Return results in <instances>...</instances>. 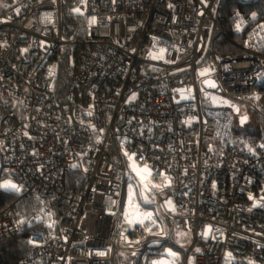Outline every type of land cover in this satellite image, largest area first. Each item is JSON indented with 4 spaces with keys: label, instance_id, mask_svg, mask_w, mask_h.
I'll use <instances>...</instances> for the list:
<instances>
[{
    "label": "built area",
    "instance_id": "1",
    "mask_svg": "<svg viewBox=\"0 0 264 264\" xmlns=\"http://www.w3.org/2000/svg\"><path fill=\"white\" fill-rule=\"evenodd\" d=\"M220 1L79 0L84 32L70 40L62 0L0 14V179L40 204L30 217L16 204L0 211V241L48 229L30 234L21 264H132L163 246L183 264H264V126L238 145L212 121L243 104L264 120V28L241 56L218 53ZM73 173L78 188L59 218ZM130 192L152 197L151 218L128 219ZM178 231L190 233L188 247Z\"/></svg>",
    "mask_w": 264,
    "mask_h": 264
},
{
    "label": "trees",
    "instance_id": "2",
    "mask_svg": "<svg viewBox=\"0 0 264 264\" xmlns=\"http://www.w3.org/2000/svg\"><path fill=\"white\" fill-rule=\"evenodd\" d=\"M21 1L22 0H1L0 14H8ZM78 1L79 0H62V33L64 38L69 40L81 38L84 32L83 18L72 12L73 7ZM217 21L222 26L224 34L219 35L214 41L215 50L220 54H230L235 57L241 56L244 53L241 46L246 44L249 33L259 28H264V0H221ZM238 25L239 27H237ZM70 60V49L66 48L64 56L59 63L56 76L55 89L59 96H63L65 93V87L71 69ZM8 108L9 106H5L4 109L7 110ZM227 114L228 113L225 111L213 113L212 121L218 126V137L224 139L226 142H230L233 136H235V132L232 130L229 135L226 134L228 130L227 124L230 121L228 120ZM249 124L250 122L243 127ZM260 132L261 130L252 131L248 134V138L258 139ZM78 176L79 174L73 173L69 174L67 177L66 197L59 205V218L68 211L67 199L71 193L75 192L78 188ZM0 185H2L1 179ZM13 204L18 206L21 215L25 217L35 215L40 210V204L35 200L20 196L14 189L0 187V211ZM46 229L47 228L44 229L43 225H28L26 230L22 233L0 241V264H21L22 258L30 248L28 242L30 234L39 231L47 232L48 229ZM161 249L164 250L165 247L163 246ZM152 256L153 255L150 257ZM130 260L132 264H142L143 255L131 257ZM178 264H183V261H179Z\"/></svg>",
    "mask_w": 264,
    "mask_h": 264
},
{
    "label": "rangeland",
    "instance_id": "3",
    "mask_svg": "<svg viewBox=\"0 0 264 264\" xmlns=\"http://www.w3.org/2000/svg\"><path fill=\"white\" fill-rule=\"evenodd\" d=\"M223 111L228 113V120H230L227 124L228 130L226 131V134L229 135L230 131L232 130H234L235 132V136H233V139L230 141L234 144L244 145L247 138L249 137L248 134H250L252 131L261 130L264 126V120L261 115H259L258 112L253 110L247 104L240 105L239 112L233 110V108H222L215 111V113ZM243 115L248 116V121L245 124H248L250 122V124L246 127L240 126V118ZM135 169L142 178V181L148 180L149 173L147 170L140 166H135ZM3 184L4 182L2 183V185ZM151 201L152 197H150L146 192L142 195H140V193H138L137 195L131 192L125 195L124 211L127 215H129L128 219L133 220L135 218L138 219L147 217L149 213L147 212V207L145 205H147ZM190 240L191 235L189 232H177L176 242L178 243V246L186 248L188 247ZM165 250L166 252L164 253L162 250H160L158 254H153L152 257L149 256L148 258H143L142 264H178L179 261H184L183 254H180L179 251L172 250L170 247H166ZM172 253H175V255H172Z\"/></svg>",
    "mask_w": 264,
    "mask_h": 264
},
{
    "label": "water",
    "instance_id": "4",
    "mask_svg": "<svg viewBox=\"0 0 264 264\" xmlns=\"http://www.w3.org/2000/svg\"><path fill=\"white\" fill-rule=\"evenodd\" d=\"M204 86L207 89H212V90L219 91L217 81L212 79V78L205 79L204 80ZM245 117H246V119H245ZM247 121H248V116L247 115L241 116V118H240V126H244Z\"/></svg>",
    "mask_w": 264,
    "mask_h": 264
},
{
    "label": "snow or ice",
    "instance_id": "5",
    "mask_svg": "<svg viewBox=\"0 0 264 264\" xmlns=\"http://www.w3.org/2000/svg\"><path fill=\"white\" fill-rule=\"evenodd\" d=\"M77 11H79V10L77 9ZM237 27H239V25ZM245 119H246V117H245ZM0 187L18 190L17 185H15V184H13L11 182H5L3 185H0ZM148 218H151V214L150 213L148 214ZM130 223H131V221H130ZM139 223L142 224L143 220H140ZM172 255H175V253H172Z\"/></svg>",
    "mask_w": 264,
    "mask_h": 264
},
{
    "label": "crops",
    "instance_id": "6",
    "mask_svg": "<svg viewBox=\"0 0 264 264\" xmlns=\"http://www.w3.org/2000/svg\"><path fill=\"white\" fill-rule=\"evenodd\" d=\"M263 48H264V45L262 44Z\"/></svg>",
    "mask_w": 264,
    "mask_h": 264
},
{
    "label": "flooded vegetation",
    "instance_id": "7",
    "mask_svg": "<svg viewBox=\"0 0 264 264\" xmlns=\"http://www.w3.org/2000/svg\"><path fill=\"white\" fill-rule=\"evenodd\" d=\"M245 125H246V124H245ZM245 125H244V126H245Z\"/></svg>",
    "mask_w": 264,
    "mask_h": 264
}]
</instances>
